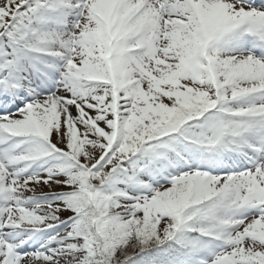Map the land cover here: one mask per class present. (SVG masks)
Segmentation results:
<instances>
[{
	"label": "snow or ice",
	"instance_id": "6c2138e0",
	"mask_svg": "<svg viewBox=\"0 0 264 264\" xmlns=\"http://www.w3.org/2000/svg\"><path fill=\"white\" fill-rule=\"evenodd\" d=\"M0 264H264V0H0Z\"/></svg>",
	"mask_w": 264,
	"mask_h": 264
}]
</instances>
